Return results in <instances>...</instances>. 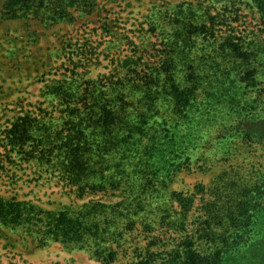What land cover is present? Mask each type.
<instances>
[{"label":"rangeland","instance_id":"374dc122","mask_svg":"<svg viewBox=\"0 0 264 264\" xmlns=\"http://www.w3.org/2000/svg\"><path fill=\"white\" fill-rule=\"evenodd\" d=\"M23 11L14 14L0 0V199L37 209L38 225L0 221V264H164L190 240L209 252L203 206L215 200L220 177L228 171L257 178L264 168V145L243 139L248 126L234 127L245 117L240 107L246 118L264 113V0H96L93 9L72 8L62 19L50 18L52 9L44 18ZM173 24L183 27L181 82L201 77L190 117L177 120V140H187L179 160L187 164L167 184L153 185L134 174L136 151H114L115 158L104 151L88 160L93 171L82 176L84 185L67 184L60 172L72 124L109 104L140 119L143 93L123 86L158 70L160 85L167 83ZM190 25L194 33L185 31ZM146 117L149 127L163 120ZM141 192L143 209H123ZM174 193L192 204L185 208ZM90 208L101 210L92 212L98 228L73 242L45 231L51 214L69 212L78 226Z\"/></svg>","mask_w":264,"mask_h":264},{"label":"trees","instance_id":"16d2710c","mask_svg":"<svg viewBox=\"0 0 264 264\" xmlns=\"http://www.w3.org/2000/svg\"><path fill=\"white\" fill-rule=\"evenodd\" d=\"M5 1L14 14L20 13L19 11L23 9V15L32 11L37 17L44 18L46 11L52 9L53 11L49 15L52 19H62L72 8L91 10L96 2V0ZM18 7L20 8L17 9ZM173 25L172 30L176 34L169 38L165 44L170 48L171 54V58L163 64L164 69L168 71L167 83L160 85L163 72L158 70L156 73H147L138 79L134 78L131 80L132 82L123 86V90L129 88L143 93L144 99L140 101L142 104L140 119L133 117V110H128L125 107L122 109L113 108L112 104H109V106L100 105L98 110L87 113L85 116L82 112L79 114L78 124H72L73 133H70L67 138L70 151L65 156L66 161H61L64 167L60 172L66 179V183L68 182L67 184L84 185L82 176L88 174L89 177L93 171V165H87L88 160H91L94 155L100 156L104 151L109 152L112 158H115L114 151H124L128 155L132 151H136L139 155L133 164V172L134 174H141L142 178L149 180L153 185L154 181L161 179L163 184H167L187 164L186 159L179 160L182 157V154H179V145L182 144L183 146L187 140L178 142L176 129L181 123L177 120L190 117L191 103L195 98L197 85L201 83V77L191 74L189 78L192 79V82L189 80L185 84L181 82L182 77L178 76V67L184 60H187L183 56L185 48L178 39V34L183 31V27ZM187 28L185 30L187 33H194L192 25ZM176 35L177 37L174 38ZM235 49L240 50L241 48L236 45ZM170 80L174 83L169 87ZM219 92L213 93V95L221 96ZM121 101L123 100L121 99ZM165 107L168 109L164 111ZM242 109L245 110L246 107H242ZM242 109L240 107L238 115L239 117L245 116L243 117L244 120L234 127L239 129L242 125L248 126L249 132L246 133L245 129L244 133L242 130L243 139L264 145V113L246 118V112H242ZM168 112H170V118L164 116V113ZM148 114L162 116L163 120L149 127L150 121L149 119L146 120ZM142 117L145 119L142 120ZM171 123L175 125L172 130L167 127ZM145 130L149 131L144 132ZM16 133H21L22 136L26 135L25 131L19 127L16 129ZM175 149L177 152L172 160L170 151L174 152ZM145 162L147 164L143 166ZM259 169L257 178L238 176L237 173L226 171L220 177L218 186L212 190V194L216 198L203 206L207 220L205 218L201 222L205 231L203 237L211 238L210 242L213 244L211 250L202 252L195 248V243L190 240L185 242L182 251H174L164 264H264V168L261 170L260 167ZM129 174L131 176L132 172ZM83 188L81 186L80 191ZM154 189L158 192L156 188ZM203 189L202 186L200 190ZM144 197L142 192L136 194L132 202H128L123 209L127 210L129 206L143 209L147 200ZM172 199L182 203L185 208L193 202V199L182 197L179 193H174ZM93 210H96L97 213L101 211L99 208L85 210L80 215L83 221H80L78 226H75L77 220L71 214L69 215V212L60 215L59 219H56V214H51L49 223H47L49 227H46L45 231L55 233L62 239H67V242H73L75 235L82 236L83 233H86V229H91L94 225L98 228V221L92 216ZM34 213L38 214L39 212L37 209L28 208L22 202L0 199L1 222L35 225L36 216ZM117 213L122 214V210H118ZM54 219L58 222H55ZM73 220L75 221L72 224L71 221ZM81 239L82 237L78 241ZM137 264L153 263L148 260H141Z\"/></svg>","mask_w":264,"mask_h":264}]
</instances>
